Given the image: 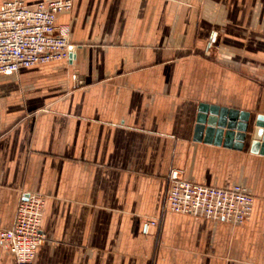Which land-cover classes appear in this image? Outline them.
Returning <instances> with one entry per match:
<instances>
[{
  "label": "crops",
  "instance_id": "crops-1",
  "mask_svg": "<svg viewBox=\"0 0 264 264\" xmlns=\"http://www.w3.org/2000/svg\"><path fill=\"white\" fill-rule=\"evenodd\" d=\"M73 2L72 56L0 74V228L39 193L34 264H264V0ZM201 103L251 112L242 149L194 139ZM172 169L244 184L250 220L164 211ZM0 264H17L1 244Z\"/></svg>",
  "mask_w": 264,
  "mask_h": 264
},
{
  "label": "built area",
  "instance_id": "built-area-1",
  "mask_svg": "<svg viewBox=\"0 0 264 264\" xmlns=\"http://www.w3.org/2000/svg\"><path fill=\"white\" fill-rule=\"evenodd\" d=\"M73 0H4L0 8V74L68 59L71 26L59 15L73 8ZM256 198L244 184L221 188L190 181L172 169L164 211L235 225L250 220ZM46 198L39 193L22 196L12 228H0V244L14 254L17 264H34L36 252L47 239L43 230ZM148 221L145 231L157 225Z\"/></svg>",
  "mask_w": 264,
  "mask_h": 264
},
{
  "label": "water",
  "instance_id": "water-1",
  "mask_svg": "<svg viewBox=\"0 0 264 264\" xmlns=\"http://www.w3.org/2000/svg\"><path fill=\"white\" fill-rule=\"evenodd\" d=\"M71 50H73V46ZM251 118L252 114L249 111L201 103L198 109L194 139L219 144L225 135V145L242 149L248 138V132L251 131ZM255 127L252 151L264 153V115L257 116Z\"/></svg>",
  "mask_w": 264,
  "mask_h": 264
},
{
  "label": "rangeland",
  "instance_id": "rangeland-1",
  "mask_svg": "<svg viewBox=\"0 0 264 264\" xmlns=\"http://www.w3.org/2000/svg\"><path fill=\"white\" fill-rule=\"evenodd\" d=\"M42 195V194H41Z\"/></svg>",
  "mask_w": 264,
  "mask_h": 264
}]
</instances>
